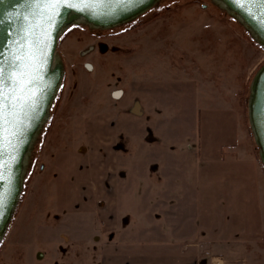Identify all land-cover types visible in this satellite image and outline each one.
<instances>
[{
    "label": "rangeland",
    "instance_id": "374dc122",
    "mask_svg": "<svg viewBox=\"0 0 264 264\" xmlns=\"http://www.w3.org/2000/svg\"><path fill=\"white\" fill-rule=\"evenodd\" d=\"M54 67L61 82L26 157L0 264H123L138 238L264 264V161L251 116L264 44L237 14L221 0H156L108 28L77 19ZM241 178L253 179L254 196L235 246L218 242L217 187Z\"/></svg>",
    "mask_w": 264,
    "mask_h": 264
},
{
    "label": "water",
    "instance_id": "95a60500",
    "mask_svg": "<svg viewBox=\"0 0 264 264\" xmlns=\"http://www.w3.org/2000/svg\"><path fill=\"white\" fill-rule=\"evenodd\" d=\"M156 0H73L77 7L59 6L44 10L46 0H0V68L3 80L0 88L10 93L14 79L23 70L35 78L31 85L40 98L36 119L25 129L16 149L0 142V196L5 207L0 216V241L12 217L21 193L24 163L35 137L55 99L62 71L54 67L58 39L63 29L77 19L104 28L123 23ZM237 14L264 44V7L253 0H221ZM87 5V6H85ZM48 13H54L51 26ZM47 29L46 33L43 31ZM137 106L135 112L139 113ZM251 116L264 161V69L260 73L251 103Z\"/></svg>",
    "mask_w": 264,
    "mask_h": 264
},
{
    "label": "crops",
    "instance_id": "0c3cea01",
    "mask_svg": "<svg viewBox=\"0 0 264 264\" xmlns=\"http://www.w3.org/2000/svg\"><path fill=\"white\" fill-rule=\"evenodd\" d=\"M253 183V179L241 178L238 181L221 183L217 187L219 193L223 194V200L226 201V206L223 207L224 213L221 214L225 219V225L220 227L221 229L216 233L218 242L224 240L225 242H232L235 246H240L242 245L243 240L247 238L246 232H248V226L251 223L249 220V208H251V199L254 196L253 190H251ZM204 185L205 183L203 182V186ZM164 188L167 189L168 187ZM174 197L175 195L170 194V196L166 198L172 200ZM227 214L231 216L230 220L225 217ZM213 217L215 218V215ZM198 218L202 222L201 226L198 227V231L204 233V231H207L208 229L206 224H209V220L206 218V211H202ZM160 227H163V225ZM171 229L173 228L171 227ZM129 230L132 232L134 227H130ZM138 231L145 233L147 232V229L144 225H141V227H138ZM156 231L161 232L164 230L160 229L159 231L157 229ZM202 243L207 247L204 241ZM196 246L197 244L191 243L187 246V249L188 247L195 249ZM164 248H170L172 250L177 247L172 239L169 242L162 240L151 242L146 239L138 238V240H131L128 242L127 249L130 253H126L122 257L119 256V258H121L123 264H226V261L221 256H208V258H201L200 256L202 255L200 254L180 255L178 251H163ZM109 260L110 259H108V261Z\"/></svg>",
    "mask_w": 264,
    "mask_h": 264
},
{
    "label": "snow or ice",
    "instance_id": "6c2138e0",
    "mask_svg": "<svg viewBox=\"0 0 264 264\" xmlns=\"http://www.w3.org/2000/svg\"><path fill=\"white\" fill-rule=\"evenodd\" d=\"M264 7V0H253ZM77 7L73 0H46L44 10L56 9L59 6ZM87 6V5H85ZM48 22L51 26L54 13H48ZM45 33L47 29L43 30ZM18 78L14 79V85L10 93L0 88V142H6L8 146L16 149L17 142H22L24 131L30 126V122L36 119V113L40 107V98L35 89L31 87L35 78L29 73L21 70ZM3 80V69L0 68V81ZM3 155L2 144H0V156ZM5 207L4 198L0 196V216L3 215Z\"/></svg>",
    "mask_w": 264,
    "mask_h": 264
}]
</instances>
